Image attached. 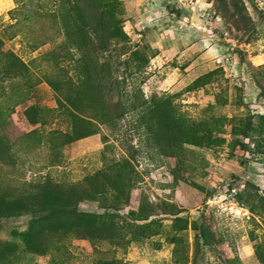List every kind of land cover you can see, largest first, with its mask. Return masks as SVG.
<instances>
[{
	"label": "rangeland",
	"instance_id": "rangeland-1",
	"mask_svg": "<svg viewBox=\"0 0 264 264\" xmlns=\"http://www.w3.org/2000/svg\"><path fill=\"white\" fill-rule=\"evenodd\" d=\"M7 1L0 264H264V0Z\"/></svg>",
	"mask_w": 264,
	"mask_h": 264
},
{
	"label": "trees",
	"instance_id": "trees-1",
	"mask_svg": "<svg viewBox=\"0 0 264 264\" xmlns=\"http://www.w3.org/2000/svg\"><path fill=\"white\" fill-rule=\"evenodd\" d=\"M13 60L17 61L18 63V60L15 58ZM14 65L17 67L16 63H14ZM76 188L77 187L74 186L70 189V192H74ZM57 190V186H51L46 189L45 193L31 195L25 199L22 198L16 202H10V204H1L0 218L8 217L14 211H26L28 213H32L34 212V209L39 208V211L37 209L39 213L49 212V214L53 216L49 217V219H52V221L48 223V228L51 229V231H56L57 235L61 234L62 232H67L74 229L82 237L91 236L95 226V221L92 216L88 214H76L69 210H66L64 216L62 217L56 216V210L65 209L67 207H71V205L74 204V201L69 200L67 194H65L64 197V195L62 193L60 194V192L58 193ZM49 239L50 237L47 234H42V236L34 242V249L37 252H43L44 247L46 246V243L49 241Z\"/></svg>",
	"mask_w": 264,
	"mask_h": 264
},
{
	"label": "crops",
	"instance_id": "crops-1",
	"mask_svg": "<svg viewBox=\"0 0 264 264\" xmlns=\"http://www.w3.org/2000/svg\"><path fill=\"white\" fill-rule=\"evenodd\" d=\"M4 3H8V1L7 0H4Z\"/></svg>",
	"mask_w": 264,
	"mask_h": 264
}]
</instances>
